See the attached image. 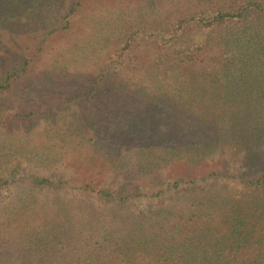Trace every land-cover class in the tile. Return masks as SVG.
Instances as JSON below:
<instances>
[{
  "label": "trees",
  "instance_id": "obj_1",
  "mask_svg": "<svg viewBox=\"0 0 264 264\" xmlns=\"http://www.w3.org/2000/svg\"><path fill=\"white\" fill-rule=\"evenodd\" d=\"M37 1L0 0L1 97L41 87L20 54L56 0ZM93 26L112 49L99 69L47 77L45 91L65 93L44 120L56 142L73 129L96 144L122 181L78 184L64 153L34 150L32 187L21 203L0 202V264H264V0L119 3ZM21 102H0V143L29 133ZM205 162L218 167L168 175ZM1 172L0 190L16 170Z\"/></svg>",
  "mask_w": 264,
  "mask_h": 264
},
{
  "label": "rangeland",
  "instance_id": "obj_2",
  "mask_svg": "<svg viewBox=\"0 0 264 264\" xmlns=\"http://www.w3.org/2000/svg\"><path fill=\"white\" fill-rule=\"evenodd\" d=\"M145 1L146 0H56L54 3L48 4V9H46V7L44 8L46 12L45 24H41L34 29L32 33V36L34 35V41L30 40L28 43L23 44L22 53H20L31 58L26 68L27 82L29 81L31 84H34V81L39 79L40 81L37 83L41 84V87L32 85V89L29 88V93L33 90L32 95H27L24 99L21 93H18V97L15 99V96L9 93L10 91L3 92L5 93L4 97L0 96V102L6 104L21 100V103L11 106H14L17 110H24L26 114H32L33 117H30L32 121H37V124L34 125L31 119H23L24 124L29 126L27 130L29 133H27V136H16L13 140H10L9 143H0L1 173L11 177L9 175L10 172L16 170L14 182L10 183L8 187L0 190V202L13 200L12 204H14L21 203L20 200L24 199L28 188L32 187L30 181L31 178L34 177V169L39 165L38 158H34L35 154L38 152L37 150H40L42 153L45 152L50 156L53 153H64L66 155L65 166H67V170H69L67 174H70L74 170V181L78 184L91 182V186L93 187H115L122 181V179H118L115 176L113 177L110 173L106 172L103 166L104 160L99 159L95 156V152H93V149L97 148L96 144H80L79 139H74L78 133H75L76 131L73 129L68 131V133H66L67 131L61 130L62 133L65 132L63 144L60 141L56 142V140H54V128L49 126L44 118L47 119V110H49V107H55L57 105V97H60V95L65 92H60L58 94L54 93L57 87L53 91L52 87L49 88L48 91H45V89L42 88V83L46 81L48 76L55 75L56 72L61 69L66 70V75L64 77L78 70L84 72L85 68L83 65L88 67L92 66L90 67L91 69H99L103 60L105 62L107 53L112 49L113 39L105 42L102 32L99 31V34H96L95 31L97 29L93 26L96 16L102 12L109 13L110 11H116L119 3L139 6ZM71 7L74 8V11L67 19L68 25L65 27L64 16L69 14ZM147 20L148 19H144L141 15L137 22L141 24H150L151 21L153 22V20L149 22ZM1 41H7L5 35L0 36V42ZM87 46L90 47V49H86ZM88 50L94 55L91 61H88L87 56L84 54V52ZM80 53L82 55H78ZM1 55H3L2 49H0V59ZM5 68V63L0 62V75H3ZM44 73L45 76H43ZM68 78L69 77H67V79ZM21 86L23 87L24 85ZM81 110V113H84L85 110ZM9 114H11V112H9ZM57 114H51L49 119H55ZM58 116L60 117L61 115L59 114ZM67 120L68 119L63 118V121ZM46 141H48L49 144H47ZM25 149H28V151ZM34 150L37 152L34 153ZM29 151L31 152L27 153ZM57 166L63 167L64 165L58 164ZM217 167V163L211 164L209 162L195 167L175 166L169 169L168 175L170 178L179 175L191 177L193 175L205 174L209 170H214ZM129 171L130 170L125 171V174H128ZM151 180V177L132 178L130 182H150ZM141 184H145V182ZM145 191H147V189H145L144 192Z\"/></svg>",
  "mask_w": 264,
  "mask_h": 264
}]
</instances>
